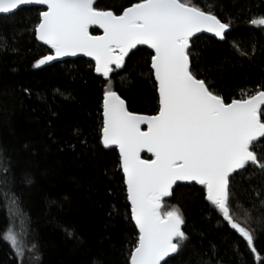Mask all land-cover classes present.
<instances>
[{
	"label": "trees",
	"instance_id": "16d2710c",
	"mask_svg": "<svg viewBox=\"0 0 264 264\" xmlns=\"http://www.w3.org/2000/svg\"><path fill=\"white\" fill-rule=\"evenodd\" d=\"M139 1L93 7L120 14ZM178 1L229 26L223 40H190V72L225 103L264 89V0ZM43 10L0 16V264H130L138 232L119 155L101 139L102 99L116 91L129 111L155 114L153 53L131 50L106 79L84 57L40 65L51 53L35 36ZM250 150L255 162L228 179L227 218L195 183L161 202L183 222L162 264H264V137Z\"/></svg>",
	"mask_w": 264,
	"mask_h": 264
},
{
	"label": "water",
	"instance_id": "95a60500",
	"mask_svg": "<svg viewBox=\"0 0 264 264\" xmlns=\"http://www.w3.org/2000/svg\"><path fill=\"white\" fill-rule=\"evenodd\" d=\"M95 1L0 0V16L22 7L44 8L35 36L51 53L40 65L84 57L92 61L95 74L106 79L131 50L152 51L158 111L131 112L116 91H107L101 139L119 155L138 232L130 264H162L175 254L182 234L179 216L159 213L176 184L204 186L207 201L227 218L228 179L255 162L250 145L264 137L259 117L264 89L225 103L190 72V40L199 34L223 40L229 30L215 15L178 0H142L114 14L95 9Z\"/></svg>",
	"mask_w": 264,
	"mask_h": 264
},
{
	"label": "rangeland",
	"instance_id": "374dc122",
	"mask_svg": "<svg viewBox=\"0 0 264 264\" xmlns=\"http://www.w3.org/2000/svg\"><path fill=\"white\" fill-rule=\"evenodd\" d=\"M263 21H264V19H263ZM263 23H264V22H263ZM159 213H160L161 216L164 217V216H166L167 214H170V213L175 214L176 212H172V211H171V212H168V213L163 214V213H161V212L159 211Z\"/></svg>",
	"mask_w": 264,
	"mask_h": 264
}]
</instances>
